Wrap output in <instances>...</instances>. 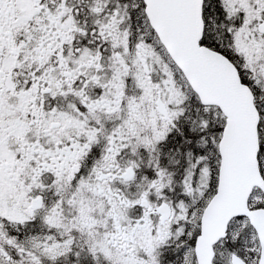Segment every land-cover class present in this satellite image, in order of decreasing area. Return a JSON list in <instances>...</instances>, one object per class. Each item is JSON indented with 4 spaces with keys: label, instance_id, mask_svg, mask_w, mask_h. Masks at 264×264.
<instances>
[{
    "label": "snow or ice",
    "instance_id": "snow-or-ice-1",
    "mask_svg": "<svg viewBox=\"0 0 264 264\" xmlns=\"http://www.w3.org/2000/svg\"><path fill=\"white\" fill-rule=\"evenodd\" d=\"M0 264H264V0H0Z\"/></svg>",
    "mask_w": 264,
    "mask_h": 264
}]
</instances>
